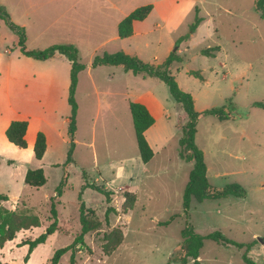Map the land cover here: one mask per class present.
Returning a JSON list of instances; mask_svg holds the SVG:
<instances>
[{
    "label": "rangeland",
    "instance_id": "rangeland-1",
    "mask_svg": "<svg viewBox=\"0 0 264 264\" xmlns=\"http://www.w3.org/2000/svg\"><path fill=\"white\" fill-rule=\"evenodd\" d=\"M115 2L120 7L115 12L117 17L137 7L158 3L145 24L146 29L158 23L159 27L135 34L129 41L117 37L106 47H99L101 38L96 34L77 26L63 28L67 12L61 8V0H51L48 34L37 41L31 37L26 42L29 49L73 43L79 48L80 60L86 68L79 73L78 129L74 162L68 166L65 162L70 148L71 62L65 56L55 59L58 65L51 67L45 63L46 67L36 68L39 82H42L41 74L48 79L51 73L53 81L47 80L51 96L47 101L38 100L28 106L19 102V109L12 112L6 110V104L0 107V193L8 195V200L0 203V214H5L6 209L15 213L26 211L39 220V226L20 230L13 240L0 246L2 264H71L72 250L66 251L57 263L53 257L58 249L72 244L81 232L82 201L95 210L91 218L100 221L101 227L86 234V246L76 251L74 264H195L193 259L187 263L171 260L188 222L203 235L220 230L231 239L252 244L250 248H240L207 238L198 258L202 264H249L245 254L255 264H264V241H261L264 239V106L255 104L264 102V18L256 11L255 0ZM168 14L171 17L166 22L164 16ZM199 16L202 21L197 32L178 43ZM117 31L118 28L116 35ZM17 37L0 18L3 60L9 62L8 58L21 52ZM216 45L221 49L215 56L201 53V49ZM6 48L10 53L5 52ZM107 49L112 52L127 49L150 63L164 60L170 51L181 55L183 60L174 63L171 71L180 87L193 95L196 109L203 112L226 105L237 116L226 120L206 114L200 117L196 143L205 154L209 181L216 186L240 183L247 190L246 197L193 201L186 215L183 196L194 163L179 157L181 130L177 123L178 119L180 124L185 121V115H180L184 110L171 97L166 83L158 78L118 67L93 66L94 57ZM5 63L0 62V82L11 87L12 64L7 74L9 67ZM66 63L70 64L69 68ZM193 71H200L203 78L189 73ZM113 72L116 76L112 81ZM95 82L100 94L95 91ZM118 88L127 94H114ZM146 91L153 92L166 108V113L147 133L156 152L147 163L139 152L129 108L130 101ZM8 117L28 120L30 134L48 133L49 144L43 158L35 157L34 143L23 148L8 141L4 127ZM30 168H43L47 182L40 187L27 184L25 175ZM66 171L67 183L58 196L57 188ZM87 182L105 184L116 194L107 202ZM124 190L137 194V202L128 213L121 209ZM53 201L58 210L59 228L26 261L29 246L21 242L46 231L52 222ZM109 206H114L117 212H111L107 222ZM174 215L169 224H161ZM118 227L124 232V240L107 255L102 249V235Z\"/></svg>",
    "mask_w": 264,
    "mask_h": 264
},
{
    "label": "trees",
    "instance_id": "trees-1",
    "mask_svg": "<svg viewBox=\"0 0 264 264\" xmlns=\"http://www.w3.org/2000/svg\"><path fill=\"white\" fill-rule=\"evenodd\" d=\"M255 9L264 18V0H255ZM154 5L152 3L137 7L131 11L126 17H124L118 25V35L121 38H127L134 33V22L141 21L148 17L153 10ZM0 18L4 19L11 30L18 35V45L21 48V52L29 57L47 60L54 58L58 55H64L71 62L70 73V85H69V97L68 101L71 106V114L68 121V135L70 138V148L68 151L67 160L65 165L68 166L74 162L73 152L75 149V139L77 134V118L79 105L76 98V92L79 83V73L86 68V65L80 60L79 48L73 43H59L53 44L45 49H28L26 46L27 33L24 26L17 24L11 17L7 8L0 3ZM202 21V17H197L195 22L191 25L190 31L179 38L178 43L189 39L194 34ZM221 47L219 45L211 46L201 49V53L208 56H215L216 52ZM183 58L177 51H171V53L160 62H146L138 55L129 54L124 50L115 52L105 51L102 54H98L94 57L93 66L109 65L122 67L125 71H133L136 74H143L145 76L155 77L166 83L168 86L171 97L178 102L185 115V121L183 123L178 122V127L181 130L179 157L185 161H192L194 167L190 172L189 181L184 190L183 205L186 215H189L190 208L193 201L198 203L206 199H220L230 196L246 197L247 190L240 183L232 182L223 186L213 185L208 178L207 163L205 160V154L203 150L196 143L197 126L202 114L212 115L220 120L236 119V115L231 113L226 105L215 106L205 109L200 112L195 107V99L193 95L183 90L176 77L172 74V67L174 63L182 61ZM198 77L203 78L200 71L189 72ZM256 105L264 106V102H255ZM130 110L132 113V119L134 124V130L136 140L139 148V152L143 162L147 163L154 157V150L150 145L146 131L155 123V117L150 112L149 108L140 101H130ZM29 122L25 119H16L11 121L10 125L6 129V136L8 140L19 147H27L28 142L26 139V133ZM48 142L47 136L43 131H39L36 136L34 145V154L38 159L43 158L47 151ZM87 178L86 172L83 173ZM68 173L65 172L58 188L56 195L61 196L63 188L67 183ZM25 182L31 186L40 187L47 182V177L43 168H30L25 175ZM87 186H91L100 191L107 202H111L112 196L116 194L114 190L107 187L105 184H97L96 182H87ZM124 201L122 203V212L128 213L132 210L137 202V194L134 191L124 190L122 192ZM53 199V197H52ZM8 200V195L0 193V203ZM6 209V208H5ZM6 213L0 214V246L3 247L7 241L13 240L17 233L22 229H27L32 226H39V220L37 216L30 215V213L24 212H10L5 210ZM117 212L114 206H109L106 210V221L109 222L110 213ZM95 213V210L88 207L84 201L80 205V223L81 232L75 238V240L69 246L58 249L53 257V262L57 263L60 257L69 250H72L71 264H74L76 259V251L82 250L86 246L85 236L91 231L98 230L101 227V222L93 220L91 216ZM176 216H172L169 220L162 221V225L169 224ZM52 222L47 226L46 231L41 235L24 239L21 244H27L29 246L28 253L25 260L30 259V254L34 249L48 240L49 235L56 232L59 228L58 210L55 202H52L51 207ZM212 239L218 243L224 245H235L237 247L250 248L252 244H246L238 242L228 237L220 230L212 231L206 235H203L196 231L194 225L190 222L186 224L182 230V241L173 251L171 260L182 263H187L189 259H193L195 264H202L198 259L200 257L201 249L204 245L205 239ZM124 240V232L121 228H114L111 231H106L102 235V249L107 255L112 254L118 246ZM264 241V239H263ZM245 260L249 264H255V262L244 255ZM0 264H2L0 259Z\"/></svg>",
    "mask_w": 264,
    "mask_h": 264
},
{
    "label": "crops",
    "instance_id": "crops-1",
    "mask_svg": "<svg viewBox=\"0 0 264 264\" xmlns=\"http://www.w3.org/2000/svg\"><path fill=\"white\" fill-rule=\"evenodd\" d=\"M0 3L7 8L12 19L17 24L25 27L27 33V42L30 40L31 37H34L35 41H37L48 34V30L51 26V23L49 21H51L52 18L51 0H0ZM157 4L158 3L156 2L154 3V8L156 7ZM61 8L67 12L66 15L67 19L66 20L63 19L62 27L73 28L77 26L83 31L85 30L88 33L96 34L98 37L101 38L100 43L98 45L99 47H106L110 42L116 40L117 37H120L118 33L116 35V30L118 28L120 21L129 14V13H124L122 11L123 12L122 16L117 17L115 12H117V10H119L120 7L117 5L115 0H61ZM170 17H171L170 14L164 16V21L169 22ZM146 21L147 18L141 21L134 22L133 35L142 32H149L159 27V23H158L156 24V26L153 25L146 29V24H145ZM133 35H131L130 37H132ZM130 37L123 39L125 41H127L128 39L129 41ZM17 42H18V37H17ZM123 46L125 48V45ZM107 51L112 52L109 49H107ZM1 52H2V48L0 46V62L5 61L6 62L5 64H7V66L9 67L7 74H10L11 72L10 64H12V77L14 82L11 87L8 86L7 84H3L0 82V107L6 104L5 106L6 110L12 112V111H17L19 109L18 108L20 104L19 102H24V104L28 106L29 103L36 102L38 100L41 101L44 99V101H47L51 96L50 86L49 84H47V80H49V82L53 81L51 77V73L48 79L44 76L45 74H41L42 82H39L37 78L36 68L41 69L42 67H46L45 63H50L49 66L51 67L53 65H58L54 61L55 59H60V56L62 55H58L54 58L47 60H39L26 56L22 52H20L14 58H8L9 62H7L6 60H3L4 56L1 55ZM5 52L10 53V50L6 48ZM125 52L128 53L130 51L125 49ZM65 65L67 68H69L70 66V64L68 63H66ZM100 66L117 67V66H109V65H100ZM118 69H123V68L118 67ZM121 73L122 72H120V75ZM115 76L116 74L114 73V75L110 77L112 81L114 80ZM79 84H80V80L78 83L77 90L79 89ZM94 88L96 93L100 94V91L96 86V82L94 83ZM114 94L124 96L127 94V92L126 90H122V88H118V90L114 91ZM135 101H140L144 103L155 117V123L146 131V136H147V133L157 123V120L166 113V108L160 102V100L155 96V94L151 91H146L142 95H137ZM129 108H130V104H129ZM182 114L184 113L183 112L180 113V115ZM19 118H26V117H19ZM11 121H13L11 117H8L6 119L4 124V127L6 129L10 125ZM29 131H30V127L28 125L26 139L28 140V143H34L35 145L38 131L32 134H30ZM46 135H47V142L49 144V135L47 132Z\"/></svg>",
    "mask_w": 264,
    "mask_h": 264
},
{
    "label": "water",
    "instance_id": "water-1",
    "mask_svg": "<svg viewBox=\"0 0 264 264\" xmlns=\"http://www.w3.org/2000/svg\"><path fill=\"white\" fill-rule=\"evenodd\" d=\"M261 241H263V239H261Z\"/></svg>",
    "mask_w": 264,
    "mask_h": 264
}]
</instances>
